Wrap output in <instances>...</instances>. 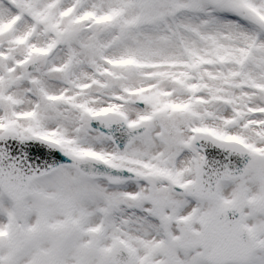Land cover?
Masks as SVG:
<instances>
[{"label": "snow or ice", "instance_id": "snow-or-ice-1", "mask_svg": "<svg viewBox=\"0 0 264 264\" xmlns=\"http://www.w3.org/2000/svg\"><path fill=\"white\" fill-rule=\"evenodd\" d=\"M0 264H264V0H0Z\"/></svg>", "mask_w": 264, "mask_h": 264}]
</instances>
